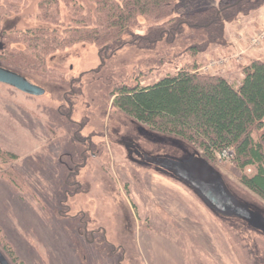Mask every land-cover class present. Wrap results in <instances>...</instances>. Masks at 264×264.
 <instances>
[{
	"label": "rangeland",
	"instance_id": "374dc122",
	"mask_svg": "<svg viewBox=\"0 0 264 264\" xmlns=\"http://www.w3.org/2000/svg\"><path fill=\"white\" fill-rule=\"evenodd\" d=\"M13 1L16 11L0 25L6 51L26 50L16 39L34 29L61 34L79 11L95 7L93 0H56L51 21L45 0ZM219 1L179 0L177 10ZM139 23L134 32L144 35L149 23ZM263 30L239 37L234 54L208 60L207 52L190 51L202 35L189 31L154 50L127 44L108 58L94 45L78 44L48 55L46 73L25 74L43 96L0 84V250L10 264H264V233L257 226L216 212L173 171L143 161L146 155L186 163L203 159L202 151L113 107L118 87L149 86L195 63L203 68L230 59L227 67L237 63L243 72L251 64L247 56L264 48V41L251 44ZM211 163L231 194L264 218V199L241 183L254 171L217 154Z\"/></svg>",
	"mask_w": 264,
	"mask_h": 264
},
{
	"label": "trees",
	"instance_id": "16d2710c",
	"mask_svg": "<svg viewBox=\"0 0 264 264\" xmlns=\"http://www.w3.org/2000/svg\"><path fill=\"white\" fill-rule=\"evenodd\" d=\"M90 12L79 11L73 26L63 33L50 27L34 29L16 41L25 49L9 51L0 42V64L25 74L46 73L48 55L78 44H91L106 58L127 44L154 50L160 43H173L187 33L201 34L190 47L203 55L212 47L227 46L226 26L264 7V0H220L217 7L178 12L179 0H93ZM13 0H0V25L14 11ZM58 1L45 0V18ZM140 18L149 26L144 35L134 32ZM127 38L130 40L127 41ZM185 38V37H184ZM13 40V38H12ZM195 63L149 86L126 84L114 90L113 107L159 135L177 138L211 161L218 152L230 149L244 175L241 183L264 199V62L254 61L243 69L237 86L218 75L199 73ZM26 77V76H25ZM258 134V139L255 138ZM14 159V157H13ZM214 168V167H213Z\"/></svg>",
	"mask_w": 264,
	"mask_h": 264
},
{
	"label": "water",
	"instance_id": "95a60500",
	"mask_svg": "<svg viewBox=\"0 0 264 264\" xmlns=\"http://www.w3.org/2000/svg\"><path fill=\"white\" fill-rule=\"evenodd\" d=\"M0 84L10 86L21 93L41 97L45 91L25 76L0 66ZM145 163L162 167L190 186L205 204L225 217H238L257 226L264 233V218L240 203L228 190L222 176L204 159L195 157L186 163L169 159L144 156ZM0 264H10L0 250Z\"/></svg>",
	"mask_w": 264,
	"mask_h": 264
},
{
	"label": "crops",
	"instance_id": "0c3cea01",
	"mask_svg": "<svg viewBox=\"0 0 264 264\" xmlns=\"http://www.w3.org/2000/svg\"><path fill=\"white\" fill-rule=\"evenodd\" d=\"M207 1V0H205ZM198 3V2H196ZM200 6L199 8H209L212 7L210 4H197ZM262 10V9H260ZM260 10L252 13L248 17H241L239 20L234 24H227V46L219 47L214 46L212 47L204 56L205 59L208 60L210 58L216 56H230L236 52L238 48V41L239 37L245 39V37H249L253 35L258 30L264 27V11L261 12ZM230 31V33H229ZM233 32V33H232ZM264 48L262 51L252 52L248 57V63H252L254 60H264ZM262 58V59H261ZM248 65V64H247ZM243 65H239L237 63L232 64L230 67H226L224 70L218 72L216 75L222 76L226 78L230 83L234 84L235 86L239 85L243 79L242 73ZM239 76V77H238ZM230 77L234 79H230ZM238 77V78H237ZM149 264H184V260H151Z\"/></svg>",
	"mask_w": 264,
	"mask_h": 264
},
{
	"label": "built area",
	"instance_id": "2783aa9c",
	"mask_svg": "<svg viewBox=\"0 0 264 264\" xmlns=\"http://www.w3.org/2000/svg\"><path fill=\"white\" fill-rule=\"evenodd\" d=\"M264 41V30L260 32L255 38L251 39V44L253 46L260 45ZM230 63V59H219L217 61L210 62L206 67L200 69L199 72L203 74H209L216 70L223 69L227 67ZM219 159L224 161H234L235 160V153L233 150L225 149L217 153Z\"/></svg>",
	"mask_w": 264,
	"mask_h": 264
}]
</instances>
